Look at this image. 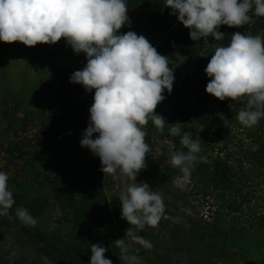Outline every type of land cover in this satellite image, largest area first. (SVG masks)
Wrapping results in <instances>:
<instances>
[{
  "label": "clouds",
  "instance_id": "1",
  "mask_svg": "<svg viewBox=\"0 0 264 264\" xmlns=\"http://www.w3.org/2000/svg\"><path fill=\"white\" fill-rule=\"evenodd\" d=\"M164 7L189 29L193 41L203 38L204 44L209 37L224 39L221 25L239 28L254 23L249 15L253 9L255 16L264 17V0H165ZM127 12L125 0H0V41L33 47L53 45L63 38L76 54L86 55L85 66L70 76V82L82 85L86 92L95 90L80 144L100 158L104 175H122L131 181L119 197L121 218L130 227L113 245L120 249V260L136 264L138 258L128 255L125 237L152 249L151 241L137 233L146 226L157 227L165 211L162 194L146 182H136L146 168V154L152 153L143 126L150 118L158 130H164L168 123L155 109L165 99L163 93L172 92L175 78L168 57L145 36L119 32L126 24L130 27ZM204 71L210 78L206 93L220 101L247 98V107L236 115L241 125L251 128L264 118V37L232 33L228 46L215 48ZM217 115L223 124L229 123L222 113ZM181 124H169L170 134L180 135ZM94 134L98 135L93 138ZM180 143L188 151L173 153L169 163L183 174L173 181L182 188L203 158L197 155L200 142L190 132L183 133ZM8 180L0 171V216L12 219L15 200ZM15 217L25 226L37 223L22 206L15 209ZM90 249L89 264H113L102 244L92 243Z\"/></svg>",
  "mask_w": 264,
  "mask_h": 264
},
{
  "label": "trees",
  "instance_id": "2",
  "mask_svg": "<svg viewBox=\"0 0 264 264\" xmlns=\"http://www.w3.org/2000/svg\"><path fill=\"white\" fill-rule=\"evenodd\" d=\"M125 3L130 27L126 24L119 30L120 33L134 31L145 36L158 53L168 57L171 70L175 69L179 56L194 59L191 82L185 87L191 103L185 112L189 113H182L176 106H173L172 110L169 109V106L176 105L173 103V97L183 91V87L176 89L175 86L170 94L167 91L163 93L165 99L157 106L155 112L162 115L168 123L164 130L174 123L173 112L180 115L181 134H167L175 147V153L188 151L180 143L184 132H190L191 137L193 135L197 140H202L201 143L206 148L202 150L200 146L197 155L203 159L198 160L193 168L208 176V189L215 191V196L221 200V205L226 211L228 228L237 238L238 245L236 249L226 250L225 246L220 244L218 238L222 230L216 220L208 229L209 249L221 258L232 260L242 256L256 262L263 261L264 118L251 128L241 125L236 115L242 108L247 107V98L242 97L236 101L226 98L220 101L206 93L210 78L204 69L217 46L229 45L232 33L239 31L245 35L264 37V17L255 16L253 9L249 15L254 23L250 22L239 28L221 25L219 31L225 33L224 39L216 41L209 37V43L204 44L203 38L199 41L190 38L189 29L185 28L175 15L170 14L171 9L164 7L165 0H125ZM62 78L65 80L66 75ZM65 83L63 81L56 96L64 109L66 122L77 127L87 125L90 113L86 104L80 103L75 89ZM207 103L208 109L204 106ZM217 113H222L229 119V123L223 124ZM150 121L153 123L151 119ZM8 126L12 136L0 141V171L9 177L8 186L13 193L15 204L10 210L12 219L0 216V236L3 229L9 227L26 231L28 240L37 245L38 252L54 264H89L92 243H99L108 248L105 257L111 259L113 264H125L119 258L120 249L115 247L113 242L124 238L129 223L121 218L119 196L108 195L102 187L104 173L101 171V163L84 161L83 164L76 150L64 148L62 155H66L65 164L57 160L48 164L45 170L37 169L34 161L43 159V156L38 158V152L48 154L50 146L38 142L41 145L31 151V145L34 147V144L30 134H27V125L23 127L22 138L19 132L12 130L10 124ZM49 137L48 131V144ZM32 152L37 155L33 156ZM205 153H208V156L204 159ZM19 159L22 161L17 164ZM145 163L152 180H160L162 172H157L148 161L145 160ZM45 187L49 188L53 199L60 204L62 219L76 228V233L68 238L57 229L51 232L28 229L15 217V209L21 206L33 217L41 215L48 202V197L42 193ZM36 189L39 192L33 193ZM217 213L219 216L224 214L219 211ZM251 230L260 232L258 243L250 244L243 237ZM191 231L195 232L193 228ZM0 264L22 262L18 259L8 261L0 258Z\"/></svg>",
  "mask_w": 264,
  "mask_h": 264
},
{
  "label": "rangeland",
  "instance_id": "3",
  "mask_svg": "<svg viewBox=\"0 0 264 264\" xmlns=\"http://www.w3.org/2000/svg\"><path fill=\"white\" fill-rule=\"evenodd\" d=\"M193 60V57L179 56L175 62L173 86L176 89L183 87V91L173 97L176 105L169 106L170 110L176 106L182 113H189L185 112L191 105L185 87L191 82ZM86 63V55L76 54L63 38L53 45L37 44L33 47L20 42L7 44L0 41V141L12 136L8 124L13 127L12 130L19 132L21 138L24 134L23 127L27 125V134H30L34 144V147L31 145V151L40 146V143L51 148L48 154L38 152V158L43 156V159L34 161L37 169L45 170L48 164L57 160L65 164L66 155H62L64 148L76 150L83 164L84 161L100 162L98 156L80 144L89 118L87 125L82 127L67 123L64 109L56 96L65 81L75 89L80 103H85L90 109L95 90L86 92L82 85L70 82V76ZM64 74L65 80L62 78ZM204 106L208 109V103ZM172 116L174 123L180 122V115L173 112ZM153 124L149 119L147 125L143 126L146 132L145 142L152 148V153L146 154L145 160L157 172H162L160 180H152L146 165L137 175L136 182H146L152 190L160 192L165 211L157 227L146 226L143 232L137 233L151 241L152 249H144L126 237L130 255L138 258L136 264H263L264 260L256 262L242 256L232 260L217 257L209 249L208 229L216 220L222 230L218 238L220 244L226 250L238 247L237 238L233 236L225 220L226 211L222 202L215 196V191L208 189V176L198 169H192L182 188L173 183L176 177L183 174L179 168L172 167L169 163L171 155L175 153V147L167 135L170 133L169 129L160 131ZM48 131L49 144L46 139ZM96 135L98 134H94L93 138ZM192 139L197 140L193 135ZM199 142L201 149H206L201 143L203 141ZM36 155L34 152L33 156ZM207 156L208 153H205L204 159ZM21 161L19 159L17 164ZM130 182L129 178L122 175L105 174L102 177L103 189L113 196L120 197L125 184ZM38 192L36 189L33 193ZM42 193L48 197V202L43 213L34 216L36 225H23L31 230L46 232L57 229L67 238L76 233V228L62 219V208L51 196L49 188H43ZM217 211L224 214L219 216ZM192 228L195 232L191 231ZM259 233L258 230H251L243 237L248 243L254 244L260 241ZM0 258L8 261L18 259L22 264H54L38 252L37 245L28 240L26 231L10 227L3 229L0 236Z\"/></svg>",
  "mask_w": 264,
  "mask_h": 264
}]
</instances>
